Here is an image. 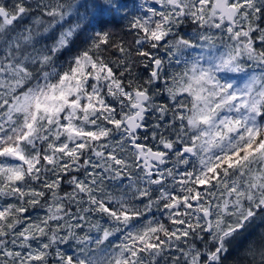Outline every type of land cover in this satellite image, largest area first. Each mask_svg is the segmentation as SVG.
I'll return each instance as SVG.
<instances>
[{
	"label": "snow or ice",
	"instance_id": "obj_1",
	"mask_svg": "<svg viewBox=\"0 0 264 264\" xmlns=\"http://www.w3.org/2000/svg\"><path fill=\"white\" fill-rule=\"evenodd\" d=\"M257 220L264 0H0V264H264Z\"/></svg>",
	"mask_w": 264,
	"mask_h": 264
},
{
	"label": "trees",
	"instance_id": "obj_2",
	"mask_svg": "<svg viewBox=\"0 0 264 264\" xmlns=\"http://www.w3.org/2000/svg\"><path fill=\"white\" fill-rule=\"evenodd\" d=\"M130 3L133 2V0H129ZM136 3H139L140 0H135ZM157 7H159L158 5H156ZM117 31H119V29H117ZM122 36L125 37L126 41L131 43V41L134 39V36L132 34H128L127 32H122L121 33ZM161 55H163V53H161ZM139 71H143L142 69H139ZM158 102H166L164 97H160L158 98ZM157 215H159V213H157ZM260 231H264V222H261L259 220H257L253 226L252 229H250V233L251 235H255L256 233H259ZM251 238V237H249ZM240 251L239 247H236L233 249L232 251V256L235 257L238 252Z\"/></svg>",
	"mask_w": 264,
	"mask_h": 264
},
{
	"label": "rangeland",
	"instance_id": "obj_3",
	"mask_svg": "<svg viewBox=\"0 0 264 264\" xmlns=\"http://www.w3.org/2000/svg\"><path fill=\"white\" fill-rule=\"evenodd\" d=\"M37 214L41 215V216L44 215L43 211H41L39 209L36 212L33 213L34 216L37 215Z\"/></svg>",
	"mask_w": 264,
	"mask_h": 264
}]
</instances>
